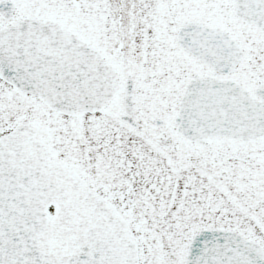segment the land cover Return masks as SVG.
<instances>
[{"label": "snow or ice", "instance_id": "6c2138e0", "mask_svg": "<svg viewBox=\"0 0 264 264\" xmlns=\"http://www.w3.org/2000/svg\"><path fill=\"white\" fill-rule=\"evenodd\" d=\"M0 264H264V0H0Z\"/></svg>", "mask_w": 264, "mask_h": 264}]
</instances>
